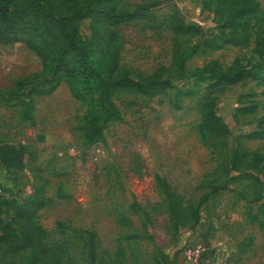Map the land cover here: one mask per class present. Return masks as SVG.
Returning <instances> with one entry per match:
<instances>
[{"label":"rangeland","instance_id":"obj_1","mask_svg":"<svg viewBox=\"0 0 264 264\" xmlns=\"http://www.w3.org/2000/svg\"><path fill=\"white\" fill-rule=\"evenodd\" d=\"M149 1L120 0V6L132 11ZM256 1L264 15V0ZM148 8L149 20L132 21L118 31L121 69L134 80L169 68L175 51L217 35L206 0H158ZM174 11L199 27L202 38L175 36L168 25ZM81 36L90 37L88 21ZM254 46L255 37L243 49L202 47L186 63V77L172 81L163 94L117 96L122 120L88 146L82 129L86 108L64 82L51 95L35 98L33 124L21 120L17 99L7 92L41 72L42 65L21 43L0 45V143L20 144L26 152L21 170L0 164L1 217L7 221L12 213L5 203L40 196L44 208L37 223L62 247L63 264H87L90 233L97 258L112 264H192L190 252L196 249L200 264L216 249L225 264H264V225L253 219L260 204L253 196L264 198V175H258L261 185L256 186L247 178L232 180L236 173H229L235 150L264 153V140L247 137L264 128V60ZM237 58L247 70L246 80L212 95L229 133L202 138L198 128L208 81L190 73L211 61L228 67ZM214 186L225 188L211 193ZM196 206L194 223L189 207ZM0 264L23 260L0 257Z\"/></svg>","mask_w":264,"mask_h":264},{"label":"trees","instance_id":"obj_2","mask_svg":"<svg viewBox=\"0 0 264 264\" xmlns=\"http://www.w3.org/2000/svg\"><path fill=\"white\" fill-rule=\"evenodd\" d=\"M214 14L217 35L201 44L175 51L167 69L144 79L134 80L121 69L122 48L119 28L135 20H149L150 0L132 11L120 6V0H0V45L23 44L41 62L42 71L17 81L7 95L17 99L20 118L34 123L35 98L51 95L64 82L71 96L86 111L83 141L95 145L112 122L122 120L114 99L121 94L156 97L172 88V81L186 77V63L204 48L218 51L225 46L247 48L255 37L253 52L264 60V15L256 0H206ZM84 21L89 22L90 37L81 36ZM168 25L179 38L201 39L202 30L186 24L178 11L170 16ZM208 81L206 103L198 131L202 138L228 135V129L217 115L212 95L219 88L235 86L247 78V70L237 58L228 67L211 61L190 73ZM28 90H24L27 89ZM243 111L252 112L253 108ZM264 140V128L247 136ZM25 148L20 144L0 143V164L5 170L24 167ZM231 179L247 178L260 186L258 175H264V153L235 150L231 157ZM225 186H214L217 193ZM204 201V199L202 200ZM260 203L254 220L264 225V198L253 196ZM11 215L5 221L0 212V257H17L23 264H63L62 247L52 243L38 225V213L44 208L43 199L35 195L22 204L5 203ZM198 207H189V217L198 221ZM8 213V210L5 211ZM187 223V220L184 222ZM90 233L87 264H112L98 259Z\"/></svg>","mask_w":264,"mask_h":264},{"label":"built area","instance_id":"obj_3","mask_svg":"<svg viewBox=\"0 0 264 264\" xmlns=\"http://www.w3.org/2000/svg\"><path fill=\"white\" fill-rule=\"evenodd\" d=\"M191 255H193L194 257L191 263L200 264L199 263V258L201 257L200 250L196 249L194 252H190V256ZM204 264H225V259L222 257L221 251L219 249H216L212 252V256L208 258Z\"/></svg>","mask_w":264,"mask_h":264}]
</instances>
